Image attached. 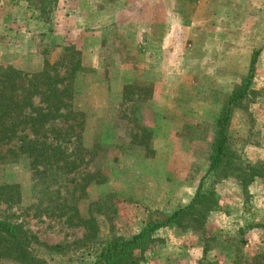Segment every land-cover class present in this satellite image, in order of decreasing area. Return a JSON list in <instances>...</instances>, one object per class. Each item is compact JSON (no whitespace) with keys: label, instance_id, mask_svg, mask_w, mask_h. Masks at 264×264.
<instances>
[{"label":"rangeland","instance_id":"374dc122","mask_svg":"<svg viewBox=\"0 0 264 264\" xmlns=\"http://www.w3.org/2000/svg\"><path fill=\"white\" fill-rule=\"evenodd\" d=\"M256 51L232 160L209 172L217 118ZM8 64L61 79L81 113L53 120L71 135L67 173L0 164V185L20 190L0 217L37 235L41 264H94L86 218L101 240L129 239L200 183L215 206L206 221L159 229L140 264H264V0H0Z\"/></svg>","mask_w":264,"mask_h":264},{"label":"trees","instance_id":"16d2710c","mask_svg":"<svg viewBox=\"0 0 264 264\" xmlns=\"http://www.w3.org/2000/svg\"><path fill=\"white\" fill-rule=\"evenodd\" d=\"M258 54L259 51H256L253 55L248 75L229 96L217 118L209 172H218L232 160L229 126L235 109L244 107L253 92L251 86ZM80 64L78 60L77 67ZM61 81H56L47 70L30 74L10 64L0 65V164L26 158L35 173L46 178L53 173L57 175L58 170L65 174L73 166L71 135L61 136V130L53 124V120L73 112L77 116L81 113L73 111L69 100L71 89L68 84L60 89ZM67 125L70 128L74 126L71 123ZM27 129L30 133L26 132ZM255 174L252 171V176ZM0 200L9 205L19 202V185H0ZM214 207L212 193L204 192L200 183L188 204L170 215L149 220L140 232L129 239L111 237L101 240L97 238L96 221L86 218L84 222L90 230L89 236L95 241L94 264H140L144 252L155 239L156 231L171 225L183 228L200 226ZM37 245V235L29 233L19 222L0 217V263L4 258H11L24 264H41Z\"/></svg>","mask_w":264,"mask_h":264}]
</instances>
